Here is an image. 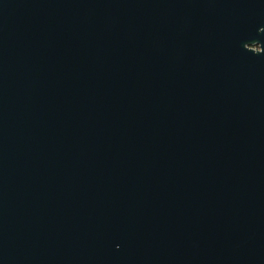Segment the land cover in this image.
I'll return each mask as SVG.
<instances>
[{"label": "water", "instance_id": "water-1", "mask_svg": "<svg viewBox=\"0 0 264 264\" xmlns=\"http://www.w3.org/2000/svg\"><path fill=\"white\" fill-rule=\"evenodd\" d=\"M0 264H264V0H0Z\"/></svg>", "mask_w": 264, "mask_h": 264}]
</instances>
